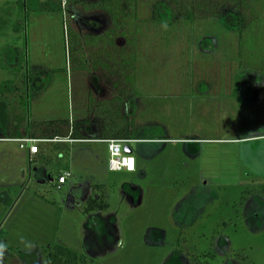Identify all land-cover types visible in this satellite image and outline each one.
Segmentation results:
<instances>
[{"label": "rangeland", "instance_id": "1", "mask_svg": "<svg viewBox=\"0 0 264 264\" xmlns=\"http://www.w3.org/2000/svg\"><path fill=\"white\" fill-rule=\"evenodd\" d=\"M135 1L133 99L124 104L138 140L128 145L134 170L109 171L102 142L39 144L42 164L27 161L18 142L1 141L0 264L44 262L55 246L87 264H165L177 234L198 263L221 264L215 248L225 243L222 264H264V136L240 139L264 134V0H244L252 15L241 32L208 17L164 24L152 8L165 1L175 13L170 0ZM55 4L0 0V85L32 76L38 94L50 88L25 113L91 125L88 97L108 99L113 86L71 63L100 65L106 54L82 57L67 36L71 19L46 9ZM40 168L48 176L38 177ZM85 185L105 211H87V196L79 201Z\"/></svg>", "mask_w": 264, "mask_h": 264}, {"label": "trees", "instance_id": "2", "mask_svg": "<svg viewBox=\"0 0 264 264\" xmlns=\"http://www.w3.org/2000/svg\"><path fill=\"white\" fill-rule=\"evenodd\" d=\"M56 1L58 4H55L53 8L46 7V9L49 11H58L62 8L63 10L62 0ZM106 1L107 6L104 8H108L110 14L114 16L112 17L114 18L115 24L113 28L114 34L115 36L120 34L125 41L116 42L115 39H113L115 36L108 38L99 37L100 39L98 41H92L91 37H87V39L78 37L67 28V36L70 41L75 43V47L79 52H84L85 55L82 54V57L88 56L87 53H90L93 49L97 51L102 50L106 54V57L101 61L100 65L94 64L91 67V64H93L92 62L88 60L87 64L86 61H83L81 58H78L75 64H71L73 70H86L89 73L90 70H96L99 66L101 69L105 70L110 77V83L111 86H113L111 87L112 97L106 101L95 102V100H88L90 102L89 108L94 114L93 120L99 126L100 134L98 133V135L102 136L98 138L132 140L131 132L133 121L129 119L127 113H124V104L126 105L133 99L131 86L133 82V58L135 55V42L133 36L134 0ZM128 2L130 3L129 6H132L129 26L126 17ZM170 3L176 5L175 13H173L168 2L160 1L153 5L152 20L169 24L173 21H186L208 17V19L214 20L223 31L237 29L241 32V30L248 25L245 13L252 15L251 9L247 7L244 0H170ZM120 17L121 19H119ZM29 80L33 81V77L31 76ZM48 122H44V125H54V121ZM2 123L0 121V127ZM76 123L78 124L76 121L72 123L73 132L70 136L72 139H78V137H76L78 136L76 133ZM62 124L68 125V120H62ZM245 135V137H241L240 139L251 137L249 134ZM251 135L253 137L255 134ZM97 188H99L98 185ZM106 209L107 204L104 202L103 198L97 200L90 198L87 211H105ZM43 264H87V262L85 255L78 254L63 246H55L53 251L47 254Z\"/></svg>", "mask_w": 264, "mask_h": 264}, {"label": "crops", "instance_id": "3", "mask_svg": "<svg viewBox=\"0 0 264 264\" xmlns=\"http://www.w3.org/2000/svg\"><path fill=\"white\" fill-rule=\"evenodd\" d=\"M43 1V0H42ZM66 1V6L63 7L62 13L63 16H67L71 19L70 23H67V28L75 33L78 37L85 38L91 37L92 41H98L101 38L105 37H113L115 36L114 34V16H112L108 10V8H104L107 5L106 0H62ZM106 1V2H105ZM134 7L136 6V1L134 2ZM131 7L128 6L127 11H126V17L129 21L130 14H131ZM133 7V36H134V42H136V32H137V22H136V13H134L135 8ZM125 11V9H124ZM125 17V16H124ZM121 19V17L119 18ZM135 22V23H134ZM76 25L73 27L72 25ZM125 31V30H124ZM123 31V33H124ZM113 39H115L116 42H124L125 39L120 36V34H117ZM19 59H15L11 65V68L16 66L18 63ZM10 67V66H9ZM40 70H38L39 72ZM84 71L87 72L86 70H76L77 72ZM98 73L102 76H105V80L99 78V81L102 82V84H106L103 86H111L110 83V77L106 73L105 70L101 69L99 66L97 67L96 70H93L91 73ZM33 77L32 83L29 82H19V81H11L7 82L4 81L1 83V88L0 90V101L6 102L7 103V115L5 119H0L2 126L0 127V142L1 141H15L16 139H22V138H30V139H46V140H51L54 138H60L62 141L58 142H38V152L36 154H31L29 152V145L25 148H20L25 150V156L27 158V161L29 162H40L44 164V150L39 146V144L42 143H63V144H75L79 142H103V140L106 139H99L98 133L99 132V126L98 124L95 123L93 120V112L90 110L89 105L90 102L88 101L89 99L95 100L92 96H89L87 99V114L89 115L91 125L86 123L85 121H77V130L76 133L78 136V139H72L70 136L73 132L72 129V123L74 122L73 120H68V125L62 124V120H57L60 121L55 125H48L45 126L44 122H48L47 118L43 116V114L40 113V111H35V116H32L33 113L29 110H27V113H25L23 110H25V105L29 107L30 103L32 104L33 102H36L37 100L39 101V94L44 93L47 94L49 91V84L47 86L43 85L44 88L43 90L38 94L36 92V86L40 82L35 81ZM98 82V83H101ZM34 84V85H33ZM8 90V91H7ZM32 90V92H31ZM42 95V94H41ZM112 97V94H111ZM109 97V98H111ZM108 98V99H109ZM108 99H99L95 100L97 101H103V100H108ZM3 104V103H0ZM87 107V106H86ZM51 107L47 105L46 107L43 106L44 110H48ZM35 110V109H34ZM70 118V117H68ZM92 119V120H91ZM90 129V130H89ZM264 134L260 135H254L251 138L255 137H263ZM64 137V138H62ZM111 139V138H109ZM133 142H136L138 140H133ZM249 141H256V139H252ZM16 142V141H15ZM43 166V165H42ZM135 166V165H134ZM43 175H47L48 173H44L43 169L40 168L39 172L37 173V176L40 178H43ZM67 180V179H66ZM65 180V182H66ZM64 182V183H65ZM88 185H85L83 188V193L84 195L87 196L88 198V191L89 187L87 188ZM99 189V188H97ZM80 193L78 194V197ZM90 198V197H89ZM88 198V199H89ZM92 198V197H91ZM81 199L79 198V201Z\"/></svg>", "mask_w": 264, "mask_h": 264}, {"label": "built area", "instance_id": "4", "mask_svg": "<svg viewBox=\"0 0 264 264\" xmlns=\"http://www.w3.org/2000/svg\"><path fill=\"white\" fill-rule=\"evenodd\" d=\"M16 142L19 143L20 148H25L27 145H29V152L31 154H36L38 152V142H60L62 139L60 138H54L51 140L46 139H30V138H22V139H16ZM103 142L107 145V168L109 171H120L122 169L128 170V161L131 157V154H126L123 150V147L125 145H129L133 141L130 139H106L103 140ZM133 161V169L134 170V160ZM70 176L69 172H64L57 176L55 187L57 189L60 188L61 185L64 184L65 180Z\"/></svg>", "mask_w": 264, "mask_h": 264}, {"label": "flooded vegetation", "instance_id": "5", "mask_svg": "<svg viewBox=\"0 0 264 264\" xmlns=\"http://www.w3.org/2000/svg\"><path fill=\"white\" fill-rule=\"evenodd\" d=\"M65 3H66V1H62V7L66 6ZM100 78L105 80V76L100 75ZM133 160H134V158H133ZM83 192L84 191L82 190V193H80V195H81L79 197L80 199H84L86 197V195H84ZM222 244H225V243H220V245L215 248V250L217 251L216 254H217V256H219V259H217V261H218L217 263L220 262L221 264H222V262H224L226 260V257L224 258V260H222L223 255H224L223 252L226 251V249H225L226 246L222 245ZM191 252H190V248H187V241H186L185 236H181V234H177L175 247H172L171 254L168 255L169 258L165 261V264H171V263H169L171 260L173 261L172 264H201V263H198L196 261V258L194 256H191V258L194 257L193 260H191V258L188 257V256H190ZM202 254H204V253H202ZM30 258L32 259L31 264H43L44 263V262H41L38 260L36 261V256H33V258L30 257ZM203 264H209V263L204 262Z\"/></svg>", "mask_w": 264, "mask_h": 264}, {"label": "clouds", "instance_id": "6", "mask_svg": "<svg viewBox=\"0 0 264 264\" xmlns=\"http://www.w3.org/2000/svg\"><path fill=\"white\" fill-rule=\"evenodd\" d=\"M130 162V163H129ZM128 170L131 171L133 169V161H132V158H129V161H128ZM7 248V245L3 242H0V256L3 255L5 249Z\"/></svg>", "mask_w": 264, "mask_h": 264}, {"label": "water", "instance_id": "7", "mask_svg": "<svg viewBox=\"0 0 264 264\" xmlns=\"http://www.w3.org/2000/svg\"><path fill=\"white\" fill-rule=\"evenodd\" d=\"M123 150H124V152H125L126 154H131V149L129 148L128 145H125V146L123 147Z\"/></svg>", "mask_w": 264, "mask_h": 264}, {"label": "snow or ice", "instance_id": "8", "mask_svg": "<svg viewBox=\"0 0 264 264\" xmlns=\"http://www.w3.org/2000/svg\"><path fill=\"white\" fill-rule=\"evenodd\" d=\"M130 163V162H129Z\"/></svg>", "mask_w": 264, "mask_h": 264}]
</instances>
